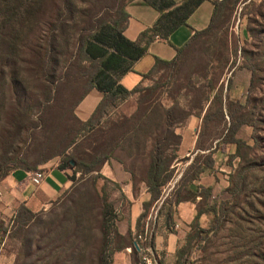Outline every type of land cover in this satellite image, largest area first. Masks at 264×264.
Listing matches in <instances>:
<instances>
[{
    "label": "rangeland",
    "instance_id": "obj_1",
    "mask_svg": "<svg viewBox=\"0 0 264 264\" xmlns=\"http://www.w3.org/2000/svg\"><path fill=\"white\" fill-rule=\"evenodd\" d=\"M128 1H70L74 17L68 22L69 46L61 42L62 60L51 79L38 69L33 56L38 28L34 27L31 35H21L24 47L20 53L23 62L19 80L11 79L12 71L0 79V173L13 166L16 160L23 159L33 166L57 154L66 143L65 136L77 132L79 127L73 105L87 88L89 72L87 67L78 66L81 59L78 39L87 34L85 28L94 21H116L121 7ZM59 3L61 0H49L45 19L53 16ZM243 15L247 17L250 29L247 40L238 36ZM40 16L37 14L34 21L39 22ZM64 16L68 18L66 12ZM48 20L51 22L50 18ZM229 31L235 63H245L254 69L245 111L251 125L242 129L240 136L245 139V144L235 157L228 155L233 152L232 147L226 149L227 152L221 148L212 155L214 173L220 180L218 190L223 192L222 204L215 216L201 218L200 225L212 228V232L190 255V264H264V0H241L233 10ZM65 61L67 67L62 69ZM193 69L195 67L189 62L178 70V77L175 74L178 71L166 74L172 77L169 86L167 78L160 81L161 74L157 75L155 84L147 81L145 86L163 85L152 92L150 98L162 102L166 108L173 107L176 101L186 105L188 100L181 89L189 86L186 78ZM228 76H231L230 71L224 78ZM250 78L248 71H237L235 82L246 92ZM49 89H52L50 93ZM233 96L244 101L242 95ZM195 97L198 98L192 95L191 99ZM137 98L134 95L109 104L94 130L85 132L96 142L85 143L84 149L89 148L87 152L93 154V148L97 149L95 151L115 148L109 163L98 172L85 176L70 169L72 178L68 188L60 190L52 201L35 211L27 225L20 221L10 228L0 254V264L139 263L140 254L135 249L139 235L135 216L145 199L143 178L149 156L158 141L166 139L164 145H170L171 150L176 138L165 130L167 127L162 128L157 113H151L155 114L154 118L144 123L139 131L130 133L129 127L134 125L129 118L137 111ZM180 120V113L176 111L170 126L177 134L186 131L193 138L194 123L187 125L186 121L181 125L178 124ZM206 129V140L225 134V127ZM209 144L203 143L204 146ZM68 151L71 153L72 148ZM194 156L192 154L190 158ZM202 159L205 161L204 157ZM59 162L56 157L39 168L47 171ZM188 163L185 160L173 162L172 166L176 167L173 179L165 186L162 201L153 205L148 215L145 244L149 246L151 237L157 236L159 253L156 257L164 264H176L177 252L186 244L183 230L175 229L172 234L165 232L162 210L167 207V201L174 202L180 176ZM206 180L213 182L215 177ZM48 183L52 184L51 181ZM30 189L34 191L35 188ZM225 190L229 191L225 193ZM42 199L38 193L37 201ZM164 201L167 203L163 205ZM190 215V212H183V218L188 219ZM177 220L181 221L179 215ZM119 231L131 233L118 238ZM122 245L128 248L119 251L118 247Z\"/></svg>",
    "mask_w": 264,
    "mask_h": 264
},
{
    "label": "trees",
    "instance_id": "obj_2",
    "mask_svg": "<svg viewBox=\"0 0 264 264\" xmlns=\"http://www.w3.org/2000/svg\"><path fill=\"white\" fill-rule=\"evenodd\" d=\"M70 1L61 0L53 16H48V19H51L50 22L44 18L49 0H0V79L8 71H12L11 79L18 82L21 74L20 66L23 62L20 53L24 47L22 43L24 39L21 35H31L34 27L38 28L33 46V49L35 48L33 56L36 59L38 69L43 71L48 79L55 76L59 60H62V52L59 50L60 44L63 42L66 47L69 46L68 30L70 26L68 22H71L74 17L73 3H70ZM130 1L132 0H129L128 3ZM144 1L157 9L161 15L152 28L142 32L136 42L128 40L124 35L129 19L126 12L128 3L121 7L120 16L116 21H94L85 28L87 34L78 39L81 52L78 66L83 65L85 69L87 67L89 72L87 88L73 105V110L91 89L95 88L105 94L104 99L90 119L82 121L75 116L79 128L73 136H70V134L65 136L66 143L60 152L33 166L28 165L23 159L16 160L13 166H8L0 173V180L17 169L34 173L41 170L40 165L56 157L60 161L58 164L59 169L70 168L74 170L75 174L81 173L83 176L98 172L105 163H109L114 155L115 148H108V151L104 149L103 151H95L96 148H93V154L87 152L89 148L84 149L85 143L95 144L96 142L91 141L92 136L88 137L85 132L94 130L95 126L104 117V112L109 104L137 95V111L131 116L132 118H129L130 123L134 125V127H129L130 133L139 131L144 123L150 118H154L155 114L151 113H157L162 128L167 127L165 130L176 138L171 150L170 145H164L167 142L166 139L158 141L149 156L143 181L146 184L150 199L143 202L144 211L140 215L137 224L139 234L142 235L146 232L150 209L163 199V190L173 179L172 173L176 170V167L172 166L173 162L175 160H190L186 157L181 158L179 155L182 136L176 133L174 127L170 126L174 113L179 111L181 120L178 124L182 125L191 116L195 115L200 118L205 112L196 145L198 152L179 179L174 202L167 201L170 205L167 226L171 229L173 227V205H178L180 202L190 199L195 200L197 196L201 197L197 207V215L191 224V231L187 236L186 244L177 254L176 264H190V255L212 232V228L200 225L201 218L205 215L215 216L218 213L222 204L223 193L215 195L212 187L198 185L195 189H192L191 185H194V181H199L203 176L214 173L215 162L212 156L214 152L221 150V148L226 151V149L232 147L233 152H229L228 155L229 157H235L245 144V139L240 134L242 129L251 125V120L247 118L248 115L245 114V111L249 102L248 91L253 83L254 69L245 63L239 65L235 63L234 58L236 56L233 53L230 38L229 28L232 13L241 0H210L214 4V12L208 28L195 32L185 45L177 50V55L172 61L156 59L152 69L141 75L142 82L132 90L126 89L120 83L121 78L129 71H133L134 63L147 53L150 43L156 37L167 38L175 29L181 25H186L188 16L200 3L206 0H184L180 5H176L172 0ZM64 12H66L68 18L64 16ZM37 14L41 15L39 22L34 21ZM240 19L238 36L239 39L247 40L250 35L248 19L245 15ZM243 25L245 26L243 27ZM189 62L195 69L190 71L189 76L186 78L189 86L181 89L185 91L183 93L188 100L186 105H181L179 101H176L173 107L166 108L162 102L150 98L151 94L163 87L161 84L154 86L157 75L161 74L160 81L167 78L169 86L172 77L170 75L167 77L166 74L181 70ZM87 64L88 66H86ZM196 64L197 66H195ZM65 67H67L66 61L62 69ZM216 70H219V73ZM242 70L248 71L251 75L248 90L242 95L244 101H242V98L239 100L230 94L239 85L235 82L236 72ZM229 71L231 76L227 79L224 78L225 73ZM175 74L178 77L179 71ZM146 81H154L153 86H145L144 82ZM225 88L227 92H225ZM51 91L52 89H49L48 92ZM192 95L198 96V98L195 97L192 100ZM209 127H225V134H219L216 138L206 140V137H204L205 131ZM127 133L129 134V132ZM81 134L83 135L82 138H80ZM203 143L210 144L204 146ZM71 148L72 152L69 153L68 150ZM169 151H171V154L168 155ZM206 152L209 155H206ZM203 157L205 161H203ZM228 191L225 190L224 192ZM104 200L107 201V198H104ZM167 202L164 201L163 205ZM26 212L18 221H23L22 223L25 225L33 217L30 211L26 210ZM151 238L149 246H153L154 243L153 236ZM135 249L137 250L136 247Z\"/></svg>",
    "mask_w": 264,
    "mask_h": 264
},
{
    "label": "crops",
    "instance_id": "obj_3",
    "mask_svg": "<svg viewBox=\"0 0 264 264\" xmlns=\"http://www.w3.org/2000/svg\"><path fill=\"white\" fill-rule=\"evenodd\" d=\"M172 1L176 5H180L184 0ZM126 12L129 15V19L124 31V35L128 40L132 42H136L140 38L142 32L152 28L161 15V13L157 9H155L152 5L144 0L130 1L126 6ZM213 12L214 4L212 3V1L206 0L200 3L188 16L186 25H181L180 27L175 29L167 38L156 37V39L148 46L147 53L134 63L133 71H129L128 73H126L121 78L120 83L126 89L132 90L136 85L142 82L141 75L146 74L152 69L156 59L164 61H172L173 59H175L177 50L184 46L185 43L195 34V32L202 31L208 28L212 20ZM146 82H144V84ZM225 92H227L226 88ZM243 92L244 88L242 86H236L230 92V94L232 96L238 94L241 96L243 95ZM104 97V93L95 88L91 89L82 99V101L76 106L75 111L77 117L82 121H87L88 119H90ZM236 99L240 100L241 98ZM204 115L205 112L200 118L193 115L187 120V125L189 124V122H192L194 123L195 127L192 130L193 138L187 135L186 131L180 134L182 136V143L179 149V155L181 158H190L192 154H197L198 151L196 150V145L199 139ZM190 160L192 161V158H190ZM190 160L188 165L191 162ZM30 174L31 173L27 170L17 169L11 172L6 178L0 180V254L4 246V241L7 233H9L10 228H12V226L16 224L24 214L27 213L26 210L30 211L32 214L35 213V211L40 210L41 208L46 206L48 202L52 201L51 198L59 195L60 190L62 191L65 188H68L71 180L70 168L62 170L59 169L58 165L46 171V177L38 187L34 186V184L32 183ZM215 174L216 173L205 175L199 181H194V185H191V188L195 189L198 185L209 186L213 188L215 195L220 194L221 192L218 190L220 180L216 178ZM210 177H215V180H213V182L207 181L206 179ZM49 181H51V185L48 183ZM31 187L35 188L34 191H31ZM38 193L43 196L42 200L37 201ZM144 194L145 199L141 203V209L135 216L137 229L138 219L143 213L142 208L144 209V207H142L143 202L150 199V195L147 192V187ZM200 201L201 197L197 196L195 200L190 199L182 201L178 205H173V227L171 229H169L167 226V216L170 208V205L168 204L167 207L162 210L165 232L167 233V231H170L172 234L175 229L183 230L185 232V240H187V236L191 231V224L197 215V207ZM134 206L137 207L136 204H134ZM184 211L186 213H191L188 219L183 218ZM178 215L181 217V221L177 220ZM175 224H178L177 228H175ZM124 233L125 232L119 231L118 238H125L127 234L129 236L131 231H129L127 234ZM150 247L153 249L155 254L159 253L157 236H154L153 246ZM125 248H128V246L122 245V247H118V250L122 251ZM160 264L164 263L160 261Z\"/></svg>",
    "mask_w": 264,
    "mask_h": 264
},
{
    "label": "built area",
    "instance_id": "obj_4",
    "mask_svg": "<svg viewBox=\"0 0 264 264\" xmlns=\"http://www.w3.org/2000/svg\"><path fill=\"white\" fill-rule=\"evenodd\" d=\"M30 176L32 183L35 186H40V184L44 181L46 177V171L37 170L34 173H31ZM177 227L178 224H175V228ZM146 235L147 232H145L144 235L139 234L135 240V247L137 248L140 254V260L138 264H160V261H158L153 249L145 244L147 240Z\"/></svg>",
    "mask_w": 264,
    "mask_h": 264
}]
</instances>
